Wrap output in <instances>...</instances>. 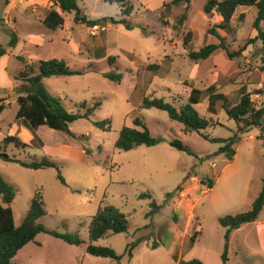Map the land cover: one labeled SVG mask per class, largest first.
<instances>
[{
    "label": "rangeland",
    "instance_id": "obj_1",
    "mask_svg": "<svg viewBox=\"0 0 264 264\" xmlns=\"http://www.w3.org/2000/svg\"><path fill=\"white\" fill-rule=\"evenodd\" d=\"M77 1L81 16L90 21L105 18L106 22L91 28L74 23V15L66 14L63 28L50 31L42 24L47 11L54 9L50 0L34 1L36 7L25 4L27 0H0V45L7 51L0 58V147L16 160L30 163L45 158L58 168L30 170L0 160V176L16 190L11 204L15 225L22 223L33 196L39 192L47 213L39 223L51 232L77 233L83 241L80 246H70L40 234L18 252L13 263L179 264L196 260L222 264L225 229L219 219L247 212L259 195L262 180L258 177V157L250 156L255 150L262 152L258 140L264 139V132L261 135L260 129H253L239 135V143L233 146L237 157L230 163L225 155H215L221 145L203 137L227 139L239 134L235 122L222 109V101L211 106L208 96L204 97L196 110L210 126L198 134H188L165 112L142 109L141 100L144 96L158 98L178 107L192 88L204 91L215 86L217 93L226 97L227 106L237 105L239 92L244 91L256 109L263 108L262 45L260 41L249 42L256 36L252 27L256 9L238 8L230 23L231 34L215 30L228 51L238 53L233 59L219 49L208 60L195 62L188 58L189 52L219 44L209 30L221 18L214 12L204 13L206 0H191L182 25L178 20L185 12L184 1L167 9L163 6L172 0H127L133 6L129 17L123 15L119 5L105 0ZM111 19H123L134 28L129 31L112 24ZM13 33L17 44L12 49L8 44ZM110 57L113 61L109 62ZM19 58H24L35 73L41 61L51 59L63 60L71 70L84 72L81 76L44 80L49 93L60 98L69 113L76 114L81 104L87 108L101 104L89 120L70 125L75 139L47 127L37 131L24 127L27 132H20L17 99L25 94L26 85L18 77L26 64ZM111 73L121 74V81L103 76ZM136 118L162 142L127 152L115 150L124 126L139 129L133 125ZM106 120L110 121L109 132L95 126ZM16 125L18 134L14 132ZM7 136H15L26 146L6 144ZM173 141L181 142L193 156L172 147ZM225 165H229L227 169ZM58 173L65 186L57 180ZM208 181L214 182L212 190L204 186ZM143 194L152 196L157 208L150 205L151 199H139ZM104 206L125 215L128 230L108 234L94 245L113 249L122 256L119 262L85 252L91 218ZM258 219L264 222V207ZM251 226H243L237 237L241 239L246 230L260 228ZM250 239L255 240L253 234ZM134 242L140 243L129 259L126 248ZM255 248L260 250L258 245ZM227 257L226 264H264L262 258L256 260V252H242L235 245L228 249Z\"/></svg>",
    "mask_w": 264,
    "mask_h": 264
},
{
    "label": "trees",
    "instance_id": "obj_2",
    "mask_svg": "<svg viewBox=\"0 0 264 264\" xmlns=\"http://www.w3.org/2000/svg\"><path fill=\"white\" fill-rule=\"evenodd\" d=\"M54 9H50L44 16L42 21L43 26L50 31L61 30L64 26V15L73 14V21L76 24L86 25L87 27H95L106 19L97 21H90L85 16H81V9L78 6L77 0H50ZM110 4H117L121 8L123 15L129 17L133 11V6L127 0H105ZM182 1L186 4L185 12L180 16L178 24L182 25L187 19V9L191 0H172L163 8L170 9L173 6H178ZM240 7H254L257 11L256 18L253 22V29L256 31V36L250 43L260 41L262 45L263 56L261 58L262 68L264 73V0H206L203 11L209 15L213 12L218 14L221 22L209 30V33L217 37L219 44H209L200 50L188 53V58L192 61H206L217 50L222 49L227 53L230 59H233L236 54L230 53L225 45V40L217 34L216 29L222 30L231 34V20ZM58 9V10H57ZM59 11V12H58ZM243 17V15H242ZM114 25H123L127 30H132L131 26L125 20L115 21L110 20ZM188 38L185 39V43ZM17 44V37L13 33L12 38L8 44L10 48H15ZM7 51L0 45V58L6 56ZM21 62L26 64L24 70L19 74L25 86V94L17 99L18 111L16 119L31 131H37L41 127H47L56 132H62L67 136L75 139V135L70 131V125L80 119L89 120L90 116L95 110L100 108L99 102L95 103L93 107L87 108L85 104L79 106V111L74 113L67 112L62 104V100L53 96L44 86V80L53 77H73L81 76L84 72L79 70H71L67 63L63 60L51 59L48 61H41L38 64V72L35 73L31 66H28L24 58H19ZM109 62L113 58H108ZM105 78L114 81H121V74H104ZM141 91V87H136ZM208 96L210 105H214L216 101H222V109L229 119L233 120L239 128V134L234 135L227 139H211L203 136L206 141L213 144L221 145L215 155H225L227 160L231 162L235 156L234 145L240 141V136L251 132L253 129H260V134L263 135L264 124V107L256 109L250 99V95L244 91L239 92V101L235 106L226 105V97L223 94L217 93L215 86H210L206 90H199L192 88L188 98L181 106H174L166 103L163 99L142 97L141 108L150 110L156 109L165 112L171 121L179 123L183 126L184 132L188 134L200 133L205 131L210 123L205 118L201 117L196 110V106L203 101L204 97ZM81 109H85V113H80ZM3 106H0V112ZM133 125L139 129H134L124 126L118 134V138L114 144V149L117 151H131L141 146L153 147L162 142L161 139L153 138L147 129L145 123L136 118ZM95 126L104 130L110 131V121L106 120L102 123H95ZM5 143H14L16 146L25 147L15 136H7ZM170 145L178 151L184 152L190 156L193 153L183 146L179 141L170 142ZM0 160L6 163L17 164L22 168L30 170H42L53 168L58 170L56 165L48 160L42 159L41 161H32L30 163L16 160L9 157L0 147ZM57 180L66 185L64 178L60 173L57 175ZM204 186L211 190L214 187V182L208 181ZM16 197L15 188L7 183L0 176V264H14L13 260L27 244L35 241L36 237L40 234H48L56 239L63 241L70 246H80L83 244L77 233H57L48 231L44 226L39 223V220L46 216V206L41 193L37 192L31 202L27 214L19 226L15 225L13 211L11 204ZM139 199H151V206L157 208L152 196L143 194ZM264 207V174L262 177V188L257 198L251 204L247 212L237 215H227L219 219V225L225 229V244L224 252L221 256L222 264L228 261L227 253L229 249V239L231 233L240 229L242 226L254 223L257 221L262 209ZM128 230V221L118 209L111 206L99 207L96 214L91 218L88 227V244L86 245L85 252L96 258L110 259L119 262L122 256H119L115 251L109 247L95 246L94 243L105 238L108 234L117 235L125 233ZM198 234H196L197 236ZM140 242H134L126 248V254L129 259H132V251L138 246ZM179 264H202L199 261L180 262Z\"/></svg>",
    "mask_w": 264,
    "mask_h": 264
},
{
    "label": "crops",
    "instance_id": "obj_3",
    "mask_svg": "<svg viewBox=\"0 0 264 264\" xmlns=\"http://www.w3.org/2000/svg\"><path fill=\"white\" fill-rule=\"evenodd\" d=\"M28 2H26L25 4H27V3H31V4H33L34 5V7H36L35 6V4H34V1H35V3H36V1L38 2V0H27ZM6 4H8L7 2H5V5ZM237 11V10H236ZM236 13V12H235ZM44 19V18H43ZM43 21V20H42ZM19 123H21V122H19ZM24 127L25 126H23V124L21 123V130H20V132H27L25 129H24ZM16 129L14 130V132H16L17 131V134H18V126L16 125V127H15ZM26 128V127H25ZM27 129V128H26ZM257 130V129H256ZM24 135H26L25 133H24ZM29 135V134H28ZM24 138L25 137H27V136H23ZM28 137H31V135H29ZM258 142L261 144V147H262V152H260L259 150H255V151H253L252 153H251V156L250 157H253V154H256L257 155V157H258V163H259V173H258V177H260V180H262V177H263V174H264V139L262 140V139H260V140H258ZM236 157H237V153H236V151H235V156L233 157V160L230 162V163H234V161H235V159H236ZM229 165H225V168L224 169H227V167H228ZM252 173H253V171H250V174L249 175H252ZM255 174V173H254ZM248 182L250 181H252V177H248ZM213 189V188H212ZM211 189V190H212ZM255 200V199H254ZM248 225V227L250 226V225H252V226H255V227H260V228H255V229H253V230H246V232L241 236V239H240V237H237V234L238 233H242L243 232V230L241 231V228L243 227H241L240 229H238V230H236V231H233L232 233H231V236H230V239H229V249H230V247H232V245H235V246H237V248H239V250H241L242 252L243 251H246V252H256L257 253V261H259V259L261 260V258L264 260V250H263V248H264V222H259V219H257V221L256 222H254V223H250V224H247ZM247 225H244V226H247ZM251 226V227H252ZM245 231V230H244ZM253 234V236H254V238H255V240L254 239H250V236ZM236 237V240H235V242H234V244H233V241H234V238ZM256 245H258L259 246V249L260 250H258L257 248H255L256 247ZM255 246V247H254ZM256 249V251H254L253 249ZM261 251V252H260Z\"/></svg>",
    "mask_w": 264,
    "mask_h": 264
},
{
    "label": "water",
    "instance_id": "obj_4",
    "mask_svg": "<svg viewBox=\"0 0 264 264\" xmlns=\"http://www.w3.org/2000/svg\"><path fill=\"white\" fill-rule=\"evenodd\" d=\"M262 130H263V132H264V127H263V129H262Z\"/></svg>",
    "mask_w": 264,
    "mask_h": 264
}]
</instances>
